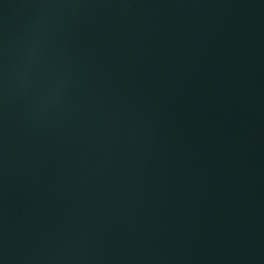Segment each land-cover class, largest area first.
Returning a JSON list of instances; mask_svg holds the SVG:
<instances>
[{
    "label": "water",
    "instance_id": "water-1",
    "mask_svg": "<svg viewBox=\"0 0 264 264\" xmlns=\"http://www.w3.org/2000/svg\"><path fill=\"white\" fill-rule=\"evenodd\" d=\"M0 264H264V0H0Z\"/></svg>",
    "mask_w": 264,
    "mask_h": 264
}]
</instances>
